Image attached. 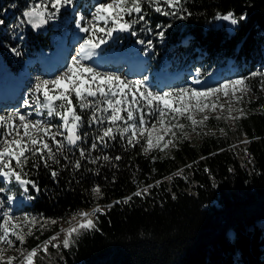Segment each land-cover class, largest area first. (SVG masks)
Here are the masks:
<instances>
[{
  "label": "trees",
  "instance_id": "obj_1",
  "mask_svg": "<svg viewBox=\"0 0 264 264\" xmlns=\"http://www.w3.org/2000/svg\"><path fill=\"white\" fill-rule=\"evenodd\" d=\"M30 1L0 0V20L6 25L22 15ZM184 6L191 13L185 19L145 6V21L137 26L145 23L156 33L164 32L163 38L152 39L158 60L149 71L164 59L171 70L188 66L201 77L229 60L238 75L264 66V0H186ZM7 9L9 17L2 15ZM229 11L237 17L246 14L232 31L216 19ZM1 31L0 44L11 43L7 31ZM51 35L52 29L40 34L27 28L26 36L14 39L12 46L26 60L37 59L54 48ZM5 61L12 71L22 67L8 55ZM262 105L240 116L232 127L222 120L223 132L181 141L166 154L146 153L142 140L133 147L117 139L91 152L79 169L72 166L80 159L74 148L68 161L61 159L51 169L42 164L32 168L30 161L27 178L39 189L30 186L32 213L66 221L82 210L104 206L94 215L95 229L82 233L68 249L62 246L64 233L57 224L43 236L29 238L26 246L35 248L59 234L53 243L60 249L49 245L48 255L41 251L36 264H264ZM85 130L91 133L87 126ZM92 139L90 134L81 146L88 148ZM103 155L110 160L103 161ZM97 156L98 163L88 162ZM51 170L59 173L55 179ZM97 186L99 195L92 191ZM145 188L147 193L134 195ZM15 194L22 192L17 189Z\"/></svg>",
  "mask_w": 264,
  "mask_h": 264
},
{
  "label": "snow or ice",
  "instance_id": "obj_2",
  "mask_svg": "<svg viewBox=\"0 0 264 264\" xmlns=\"http://www.w3.org/2000/svg\"><path fill=\"white\" fill-rule=\"evenodd\" d=\"M72 3L73 0H33L23 11L20 23L26 22L34 29L40 28L49 20L56 19L61 9ZM185 3L186 0H110L96 4L90 20L80 16L76 20V27L86 35L79 44L76 55L63 65L59 74L48 79L36 78L30 90L31 101L25 99L23 102L24 108L33 111L22 112L17 108L0 114V183L19 185L25 192L31 185L39 191L36 182L27 178L29 172L25 169L30 161L32 168H38L42 164L44 168L51 169L52 165H60L61 159L68 161L69 152L74 148L78 150L80 159L75 160L72 166L79 169L81 161L87 160L91 152L100 146L107 147L110 141L117 139H123L133 147L143 139L142 146L146 153L154 148L163 151L169 145L175 146L177 129L183 133L185 127L191 126L195 131L197 126L204 125L209 119L208 115H204L201 120H197L196 113H204L208 108L212 111L217 107L223 109L225 105L218 103L220 94L224 97L231 94L228 100V111L231 113V103L240 102L243 94L252 90L246 83L249 77L228 79L218 86L203 90L178 87L167 91H154L149 86L147 77L128 79L115 72L101 71L99 64L93 60L98 55L97 50L101 49V45H106L114 33L129 32L132 36L137 35L133 25L145 21V6L154 8L155 12L164 16L185 19L186 15H191L184 6ZM216 19L228 21L235 26L246 19V14L237 17L229 11L226 14L218 13ZM3 23L0 20V24ZM158 35L163 38L164 32L161 31ZM137 43L144 45L145 41L138 40ZM146 43L147 53L152 47V41L148 40ZM11 51L20 55L16 48ZM250 76L260 77V86L264 90V72H252ZM194 83L200 84L201 81L195 79ZM237 92L241 95L237 96ZM33 116L37 118L33 119ZM181 119L187 120L189 125L181 123ZM85 126L94 130L88 148L81 146L90 135ZM165 136L171 138L161 144ZM100 159L97 156L88 162L96 164ZM120 159L119 156L115 157V160ZM102 160L108 162L110 157L103 155ZM51 175L55 179L59 173L51 170ZM9 191L10 188L0 186V193ZM92 191L100 194L98 186ZM147 191L148 188H145L134 195L141 196ZM15 199L14 194H7L6 199L0 197V209L5 208L6 203L11 205ZM130 199L131 197L127 198L124 203H128ZM99 212L100 209L96 208L92 212H79L73 216V220L79 216V221L74 225L69 221L70 226L61 229L65 236L62 241L64 249L70 248L82 233L95 229V222L91 217ZM17 219L11 215L10 209L2 213L0 264H36V258L41 251L48 255L49 245L60 249V244L53 243L58 240L59 234L31 250L23 248L26 236L33 234L29 225L34 226L35 218L25 216L23 224L16 223ZM51 223L55 224L57 221L53 220ZM23 227H28L27 233L23 232ZM17 241L21 247L16 246ZM10 250L16 251L18 255H7Z\"/></svg>",
  "mask_w": 264,
  "mask_h": 264
},
{
  "label": "rangeland",
  "instance_id": "obj_3",
  "mask_svg": "<svg viewBox=\"0 0 264 264\" xmlns=\"http://www.w3.org/2000/svg\"><path fill=\"white\" fill-rule=\"evenodd\" d=\"M32 2L33 0H31L28 5ZM100 2H110V0H73L71 5L61 9V12L58 14L57 18L49 20L48 22V27L50 28H48V31L52 29V35L50 38L52 43L55 45V48L51 52L42 53L37 59H34L33 57L32 59L30 58L26 60V57L22 54L21 50H18V47H16V49L20 55H16L11 51L12 48H15L12 46L13 40H20L24 38L27 33V28H29L26 22L23 24L20 23V21L23 19L22 15H18L12 19L10 18L9 22L6 21V25L5 20H3L4 23L0 24V31L2 30L1 33L3 31H7L8 36H11V43L9 42L6 44H0V72L4 76L3 81L0 82V88L2 90L1 92L3 93L4 91L1 86H7L5 80L8 82L11 80L17 81L13 83L15 85H22L21 82H23V85L20 89V94L18 93V103L14 102V97L9 95L10 92L6 93L4 96L6 98L0 101V114L12 111L17 108H19L22 112L33 111V109L24 108L23 102L25 99H29L31 101L30 90L36 78L41 77L48 79L54 77L63 70V65L70 62L71 57L76 55L79 44L86 35L85 33H81L76 27V20L80 16H84L86 20H90L92 13L95 11V5ZM152 9L154 10V8ZM10 12L11 9H7L2 12V15L9 17ZM126 19L131 18L126 17ZM229 23L230 22L228 21L218 20L219 25L223 24L228 26ZM146 25L147 24L145 23H142L140 27H138L137 24L133 25V30L137 32L136 36H132L129 32L114 33L113 38L110 39L106 45H101V49L97 50L98 55L93 58V60L99 64V70L115 72L118 75L127 77L128 79H141L143 77H147L148 84L154 91H167L170 88L178 87H195L198 90H203L208 87L218 86L225 80L236 79L239 77H249L246 83L252 89L251 91L243 94V99L240 102L233 101L231 103L230 107L233 109L231 113L228 111V100L231 98V94L229 97H224L223 94H220L218 103L224 104L225 107L223 109L217 107L215 111H212L211 108H208L205 109L204 113H196L195 119L197 120H201L204 115H208L209 119L204 122V125L197 126L195 131L192 130L191 126L185 127L183 133L177 129V137L174 140L175 146L184 140L196 142V140L200 139L203 134L221 133L223 132V128H221L220 124L222 120H225L226 123L232 127L235 124V120L240 116L246 114L249 111L260 110L262 108V104L264 103V90H262L260 86V77H251L250 74L257 71L264 72L263 65H260L255 69V71H252L247 76H244L238 75L237 67L232 62V60H229L225 66L213 69L207 74V76L201 77L199 74L197 75V71H194V69L189 68L188 66L178 71L171 70L169 69V63L164 59L159 60L158 68L153 67L154 70L152 69V71H149L150 68H152L151 65L154 64L158 58L153 46L149 51H147V53L145 52V48H147L146 42L148 40L152 41L153 38H158V33L154 32V30L147 27ZM101 26H103L102 22ZM138 40H144L145 44L141 45L137 43ZM157 40L159 41V39ZM61 51L64 53V61L60 63L59 59L63 54ZM6 55H8V57H10L14 62L17 63L18 61L17 64H22V67L18 71L10 70V67L5 61ZM123 58L125 60H123ZM132 60H135L136 63L134 62V64ZM134 65L137 66L136 69ZM212 76H214V78L210 81ZM195 79H199L201 83L195 84ZM236 95L239 96L241 93L237 92ZM252 106L254 107L252 108ZM237 110H242V112ZM217 117H220V119H217ZM234 117L235 119H233ZM32 118L36 119L37 117L33 116ZM148 119L152 120L153 118ZM180 122L189 125V122L185 119H181ZM90 134L94 135V130H91ZM170 138V136H165L164 141H162L161 144ZM141 140L143 141V139ZM172 147L174 146L169 145V147L163 151L155 148L151 150H157L163 154H166ZM0 186L10 188L9 192L0 193V197L6 199L7 194H14L16 197L15 201L11 205L6 203L5 208L0 209V220H2V213L8 209L11 210L12 216L18 218L15 221L16 223L23 224L25 216H28L29 218H35L34 226L31 224L29 225L32 227L33 234L26 236L25 243L22 245V247L25 249H28L26 243L29 242V238L36 239L43 236L45 232L50 231L55 224L60 227L59 231L61 232L62 228L67 229L70 226L69 221H71V223L74 225L80 218L77 216L76 220H73L72 217L66 221H57V223L53 224L51 223L53 220L38 216L28 209V206L31 205V199H29L28 196L31 190V185L28 186L27 192L23 191L19 185H4L0 183ZM17 189H20L22 194H24L21 195L22 197L15 194ZM96 208H99L102 211L104 210V206H101L100 204L96 205L94 209ZM86 211L87 209L81 212ZM92 218L94 217L92 216ZM23 232L27 233L28 227H23ZM16 246L21 247L19 241L16 242ZM7 255L17 256L18 253L14 250H10L8 251Z\"/></svg>",
  "mask_w": 264,
  "mask_h": 264
},
{
  "label": "bare ground",
  "instance_id": "obj_4",
  "mask_svg": "<svg viewBox=\"0 0 264 264\" xmlns=\"http://www.w3.org/2000/svg\"><path fill=\"white\" fill-rule=\"evenodd\" d=\"M62 53H63V51H61ZM61 53V54H62ZM123 60H125L124 58H123ZM64 61V53L61 55V57H60V59H59V62L61 63V62H63ZM132 62L134 63H136V61L135 60H132ZM134 63V64H135ZM3 66H4V64H3ZM5 67V66H4ZM134 67H135V69L137 68V66L136 65H134ZM139 67V66H138ZM214 78V76H212L211 77V79H210V81L212 80ZM3 79H4V76H3V74L0 72V82H2L3 81ZM5 82H6V84H7V86L6 85H2L1 87L4 89V91H3V93L1 92L2 90H1V88H0V101L1 100H3L4 98H6V97H4L5 95H6V93L8 92H10L9 93V95L11 96V97H14V102L15 103H18V98H19V96H18V93L20 94V89L22 88V85H23V82H21L22 83V85L21 84H17V85H15V84H13V83H15V82H17V81H14V80H11V81H7V80H5ZM18 90H19V92H18ZM13 91V92H12ZM16 94V95H15ZM10 96H9V98H10ZM18 97V98H17ZM5 103V102H4ZM13 105H14V103H13ZM22 197V196H21ZM87 211H89V212H92V210H87ZM86 211V212H87ZM94 217V216H93ZM92 218V217H91ZM80 219V218H79ZM79 219L77 220V222L79 221ZM92 219H94V218H92Z\"/></svg>",
  "mask_w": 264,
  "mask_h": 264
},
{
  "label": "water",
  "instance_id": "obj_5",
  "mask_svg": "<svg viewBox=\"0 0 264 264\" xmlns=\"http://www.w3.org/2000/svg\"><path fill=\"white\" fill-rule=\"evenodd\" d=\"M27 24V23H26ZM28 26H29V28L31 29V30H33L34 32H36V33H45L47 30H48V23L46 24V25H43L42 27H40V28H36V29H34V28H32L31 27V25H29V24H27ZM227 28H228V30H230V31H232V30H234L235 29V26H233V25H231L230 23H229V25L227 26Z\"/></svg>",
  "mask_w": 264,
  "mask_h": 264
}]
</instances>
